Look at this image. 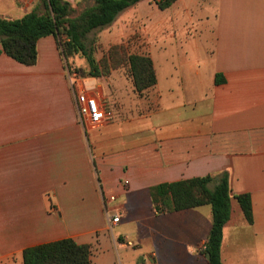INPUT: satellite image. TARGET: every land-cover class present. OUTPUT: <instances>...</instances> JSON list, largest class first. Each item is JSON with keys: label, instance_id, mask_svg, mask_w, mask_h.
<instances>
[{"label": "crops", "instance_id": "crops-1", "mask_svg": "<svg viewBox=\"0 0 264 264\" xmlns=\"http://www.w3.org/2000/svg\"><path fill=\"white\" fill-rule=\"evenodd\" d=\"M32 11L42 14L43 0H0L1 18ZM203 19L149 14L143 52L153 63L158 37L177 40L182 27L178 81L161 88L154 63L156 86L142 95L133 86L127 105L117 95L115 111L109 93L89 90L114 119L87 135L56 38L39 40L33 67L0 45V264L68 238L92 244V264L95 244L97 264H208L211 206L159 213L153 189L206 176L214 189L225 174L232 196H251L254 220L233 198L222 263L264 264V0H216L214 21Z\"/></svg>", "mask_w": 264, "mask_h": 264}, {"label": "trees", "instance_id": "trees-1", "mask_svg": "<svg viewBox=\"0 0 264 264\" xmlns=\"http://www.w3.org/2000/svg\"><path fill=\"white\" fill-rule=\"evenodd\" d=\"M147 0H94L95 4L73 16L67 0H43L45 11H32L20 19L0 17V45L2 52L16 62L33 67L38 63V42L48 36L56 38L60 53L70 76L102 78L125 67L139 95L157 84L153 60L147 54L128 53L123 46H112L98 61L95 57L97 39L89 41L95 32L110 27L124 11ZM162 11L177 0H154ZM80 56L88 70L73 69L68 60ZM223 82L217 76L216 83ZM210 176L163 184L153 189L157 212H179L210 205L213 223L205 243L204 253L210 256L208 264H223L221 247L224 227L231 217V202L235 198L249 224L253 223L252 201L249 194L232 196L228 175L214 189L209 188ZM92 244H79L74 239H62L26 248L24 264H92Z\"/></svg>", "mask_w": 264, "mask_h": 264}, {"label": "rangeland", "instance_id": "rangeland-1", "mask_svg": "<svg viewBox=\"0 0 264 264\" xmlns=\"http://www.w3.org/2000/svg\"><path fill=\"white\" fill-rule=\"evenodd\" d=\"M93 3L94 0H80V3L74 10L73 16L78 15L83 9L93 5ZM185 7H191L193 12L186 13L183 9ZM149 14L155 17L159 16L161 19H167L168 16H174L177 21H185L186 17L190 16H192L194 21H196L200 15H203L205 16V19H203L204 22L207 20H210L209 22H213L214 16L216 15V0H181V3H179L176 8L166 10V13H162L158 7H156L154 0L144 1L140 3L138 7H134L123 12L121 16L119 15L120 17L117 18V20L110 27L104 29L103 31L95 32L94 34L89 35V41L93 38L97 39V50L95 53L96 59L100 61L107 54L110 47L115 45L123 46L125 51L128 53L144 54L143 49L145 48L147 39L143 28L147 26V16H149ZM177 27V40L168 39V36L161 35L158 37L159 41L156 40L157 42L155 41L153 44V52L151 55L154 59L159 78V85L161 88L173 79L176 81L179 79V60L177 59V53L178 50H180V43L178 42L184 43L185 39H183L184 37L180 35L182 27L180 25H177L176 28ZM165 37H167L166 40ZM68 64L73 69H89L87 61L80 56H76L75 58L68 60ZM71 78L78 80V85L90 90L101 91L104 89L105 92L109 93L110 99H108L107 104H109L113 111L116 109L115 98L119 94L124 96L123 100L126 105L131 104L133 83L125 67L112 71L109 76L98 79L77 78L74 76H71ZM94 79L97 81H94L93 85L87 84V81H93ZM76 117L77 124L82 128L84 134L87 135L88 133H92L85 130L81 125L77 108ZM94 241L97 243L96 239ZM95 246L97 249L95 252V264H97L96 260L99 258L100 253H97L99 250L98 244H95ZM129 250L134 249L130 248Z\"/></svg>", "mask_w": 264, "mask_h": 264}, {"label": "built area", "instance_id": "built-area-1", "mask_svg": "<svg viewBox=\"0 0 264 264\" xmlns=\"http://www.w3.org/2000/svg\"><path fill=\"white\" fill-rule=\"evenodd\" d=\"M71 84L73 86L80 123L85 130H96L113 121V111L107 108L99 98L90 95V89L78 85V80L73 78H71ZM110 221L116 224L120 221V218L119 216H114L110 218ZM128 245L132 246L133 244L128 242ZM205 248L206 246L204 245L203 249L205 250Z\"/></svg>", "mask_w": 264, "mask_h": 264}, {"label": "water", "instance_id": "water-1", "mask_svg": "<svg viewBox=\"0 0 264 264\" xmlns=\"http://www.w3.org/2000/svg\"><path fill=\"white\" fill-rule=\"evenodd\" d=\"M207 259H208V260L210 259V256H209V255H207Z\"/></svg>", "mask_w": 264, "mask_h": 264}]
</instances>
